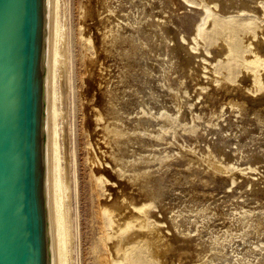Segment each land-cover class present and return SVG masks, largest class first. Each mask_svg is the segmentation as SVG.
<instances>
[{"label":"rangeland","instance_id":"rangeland-1","mask_svg":"<svg viewBox=\"0 0 264 264\" xmlns=\"http://www.w3.org/2000/svg\"><path fill=\"white\" fill-rule=\"evenodd\" d=\"M110 1L104 5L101 0H55L58 34L54 33V46L58 54L54 71L58 88L53 99V121L59 130L52 145L56 151L52 173L57 180L54 195L58 221L63 220L59 223L61 235L57 236L59 262L196 264L201 250L212 253L220 249L215 239L218 230L204 231L200 226L183 229L177 220L192 213L182 209L185 207L179 205L180 199L193 195L196 201L207 202L209 211L216 213L210 220L219 229L224 228L221 225L226 220L222 214L229 209L237 212L235 204L250 201L254 206L264 205V158L247 159L249 152L240 150L238 155L236 146L218 151L217 138L209 128L219 118L220 107L237 108L231 106L234 101H260L264 105V0H249L248 6L233 9L226 8L229 3L224 0ZM193 9L200 15L199 22L191 27ZM128 25H137L139 35L162 28L165 44L175 51L172 66L177 65L179 71L175 67L168 77L182 79L181 88L158 82L160 92L154 96L167 105L155 112L154 107L145 104L138 117L158 121L150 126L158 144L153 142L147 154L159 169L165 167L162 169L167 171L164 176L168 181L177 183L174 193L171 191L176 200L154 203L147 199L142 188L124 177L126 173L114 167L111 160L102 114L111 87L107 78L113 76L116 60L105 50L103 53L100 44L105 40V31L119 36ZM154 35L151 44H159L160 39ZM180 59L185 63L179 64ZM148 70L154 79L156 69ZM142 204L144 207L138 208ZM245 209H241L242 214L250 217ZM252 219L259 236V246H252L258 252L252 256L258 262L264 256V236L258 234L264 227V213ZM143 222L148 226L144 227Z\"/></svg>","mask_w":264,"mask_h":264},{"label":"bare ground","instance_id":"bare-ground-1","mask_svg":"<svg viewBox=\"0 0 264 264\" xmlns=\"http://www.w3.org/2000/svg\"><path fill=\"white\" fill-rule=\"evenodd\" d=\"M224 1L225 3L226 2L229 3L228 4L229 6L228 7L225 6V7L231 8V9L237 8V7L240 8L242 6H248L250 4L249 0H224ZM101 2L102 4H104L107 2L109 3L111 1L101 0ZM122 2L125 3V1H122ZM102 6L103 5H101V8H103ZM141 6H142V3H141ZM141 6H138V7L140 8ZM86 11L85 13L87 16ZM55 12H56V9H55ZM191 14L190 15L192 16V18H190L191 16L189 17L190 21L191 19H193L194 21L192 22V24L190 23V21L189 23L191 27H193L195 24L199 22L200 14L197 12V10H194V9ZM99 18L100 16L98 17V19ZM183 19L185 20L186 18H183ZM127 20H130V19H128L127 17ZM105 21L108 22L109 20H105ZM186 21L188 22V20ZM56 25H55V30L57 27ZM104 25H101V26H104ZM190 25L188 28L186 27L185 28L189 29ZM128 26L129 27H126L127 29L125 28V30L121 32L119 36L115 35L113 31L111 32V34L109 33L107 35L109 30L108 32L105 31L106 32V35L104 37L105 40H102L100 44L101 45L100 47H102L103 49L99 47V49H102V51L103 50L106 51L105 54H110V57L114 55L115 60H116V62L114 63L115 67L113 66L114 67L113 76H111L110 78H107V82L108 81L110 82L111 87L108 91L109 93L104 98L105 99V102H103V112L104 113L102 114L103 118L105 119L104 132L107 135V138L109 139V142L107 145H110L111 147V151H110L111 160L114 163L113 164L114 167H120L121 170L126 173L125 175H123L124 177L128 178L131 182L132 181L135 182L142 188L143 192L147 194L146 196L147 199L148 198L151 199L154 203L163 202L164 200H169V201L176 200L177 198L175 197V195L171 193L173 192V188L177 183L175 184L173 183V181L172 182L168 181L167 178L164 176L167 171L165 172L162 169L165 167L161 166L162 170L159 169V167L156 166V163L150 162L151 160H149L150 158L148 157V154H147V151L150 149V145H152L153 142H154L153 144H155V141H156V139L154 138L155 136L154 137L151 136L150 132L152 131L150 130L151 129L150 126L154 125V123H158V121L153 122L151 119L145 118L143 116L140 118H145V119L139 120V117H138L139 116L138 114L141 112V108H144L145 104L151 105L152 107H154L155 112L162 106L167 105L162 101V98L157 99L154 96L156 95V93L160 92L158 82L165 83V84L167 83L173 84L175 89L181 86L182 79L181 80L180 79L171 80L169 78L170 76L168 77V73L170 70L174 71L173 69L175 67L178 68L177 65L175 67L174 65L172 66L173 60L175 59V54H174L175 51L173 52L171 45L169 46L165 44L166 37L164 36L165 35L164 33L166 32H163L164 30H162V28H159L157 31L155 28H154L155 30L151 28L152 30H150L149 32L146 31L145 34L143 33L139 35L138 30H137V25L136 26L128 25ZM113 28H114V25H113ZM195 29H197V27ZM56 33L57 31L55 32V34ZM153 33L157 36V38L160 39L159 44H156L157 42L156 43L154 42L155 44H151L150 38L151 36H153ZM100 36L102 37L104 36V34ZM140 40L145 42L143 46L141 45L142 43L140 44L139 42ZM145 40H147V42ZM55 42H56V39H55ZM55 46H54V55H55L54 64L56 61V54H58V52L56 53L57 49H55ZM180 60L181 62L179 64L182 65L185 63V61L183 62L182 59ZM153 61L157 62L155 63L156 65L154 64ZM154 68L156 69L157 74L156 76L154 75L155 77L153 79V75L151 74L152 77H150L149 73L151 72H149L148 69H154ZM105 71H106V68H105ZM178 71H179V68H178ZM92 73L93 72H91V75L93 76ZM91 75L89 76L91 77ZM55 77L56 76H55V71H54L53 99H54V96L56 95L57 88H58V87L57 88L55 87L57 83V81H55L56 79ZM141 93H143L144 95L143 98H141L140 96ZM230 102H233V100ZM239 102H242V103H239ZM180 104H182V102H180ZM177 105H178V102H177ZM184 105L183 107H185ZM231 106L233 107L236 106L237 108L231 109V108L220 107L217 111L219 113V118L214 122V126L212 128L209 127L217 138V141H215V144L218 145L216 146L217 147L216 149L218 151H224V150L227 151V148L232 149V146H236V149L239 151L238 155L241 150V151H244V153L249 152L248 155L250 156L249 157L246 156L248 157L247 159H250V157H253V156L254 157L257 156L258 159L261 158L262 160L264 158V105L260 101H257L256 103H253V104H244L243 101H238V102L234 101L233 104H231ZM55 110L56 109L53 107V116L55 114ZM56 123L53 121V132H52L53 133V143H55V136L58 134L57 130H59V129H56L57 128ZM58 124L60 125V123ZM208 131L210 130L208 129ZM53 152H56V151H53ZM241 156H245V155L243 154ZM236 157L237 156H235V158ZM235 162H236V159H235ZM53 167H54V164H53ZM152 167H155L156 169L151 170ZM166 169L168 168L166 167ZM122 171H119V174H118L119 176L121 175L120 172ZM154 171L156 172L158 171L159 173L156 174V172ZM180 175H182V173ZM53 180H54V185L56 186L57 184L56 176L53 177ZM179 180H180V176H179ZM249 200H252V199H249ZM244 202L241 204L239 203L240 205L239 204L234 205V207L237 210L236 213H233V210L229 209L230 211L227 210L226 213L222 214L224 215L222 217L226 216L225 217L226 220L221 225V226H224V228L219 229L218 224L214 223L215 221L211 222L210 220L211 218H213L214 220V216L216 215V213L213 211H209L206 205L207 202L205 203L204 201H200L198 199L196 201V197L195 196L193 197V195L187 196L186 199L179 200V205L183 204L182 207H185L182 209L187 210L186 212L190 211L189 213H192V214H188V216L183 215L179 218V220H177V222L182 225L183 229L189 231L190 229H193V228L195 229V227L200 226L202 227V229H204V231L207 229L208 230L209 229L218 230L216 232L217 238L215 239L217 240V243H219L220 249L218 250V252H212V253H208V250L206 249L201 250V252L197 254L196 260L198 259V262L196 264H264L263 255H261L262 257L259 258L258 262L257 260L255 261L254 259L255 256L254 257L252 256V254L256 252V250L253 251L252 246L258 245L256 244V240H258L259 238V236H257L256 228H255L254 221L252 218L254 215L256 217L257 215H262L264 213V205L257 204L256 206H254L253 203L250 201L247 203L246 202L244 203ZM56 205L57 204H56V196H55L56 226H57V236H58V235H61V234H58L59 228H60L59 225H61L59 223H61L63 220L60 222L58 221L59 214H58V211L56 210ZM179 205H177V207ZM141 207L143 208L144 205L142 204L138 208L142 209ZM188 207H190V209H188ZM246 207L247 209L245 210L250 214V217H245V215L242 214L244 210H241V209L246 208ZM170 208L173 209L172 207ZM219 213H222V212H219ZM143 214L146 216L145 212ZM174 218L176 217L173 216V219ZM244 221H246V223H244ZM178 223L176 225H178ZM142 224L145 225L144 227L148 226L147 224H145V222H143ZM258 234L260 235L262 234V236H264V227L259 229ZM57 242H59L60 244V241H57Z\"/></svg>","mask_w":264,"mask_h":264},{"label":"water","instance_id":"water-1","mask_svg":"<svg viewBox=\"0 0 264 264\" xmlns=\"http://www.w3.org/2000/svg\"><path fill=\"white\" fill-rule=\"evenodd\" d=\"M54 8L55 0H0V264H60Z\"/></svg>","mask_w":264,"mask_h":264}]
</instances>
